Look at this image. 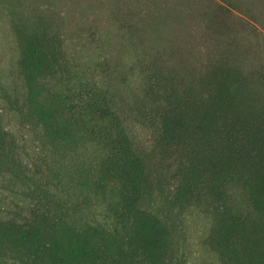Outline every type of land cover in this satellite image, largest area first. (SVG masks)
<instances>
[{
  "label": "rangeland",
  "instance_id": "374dc122",
  "mask_svg": "<svg viewBox=\"0 0 264 264\" xmlns=\"http://www.w3.org/2000/svg\"><path fill=\"white\" fill-rule=\"evenodd\" d=\"M0 264H264V0H0Z\"/></svg>",
  "mask_w": 264,
  "mask_h": 264
}]
</instances>
